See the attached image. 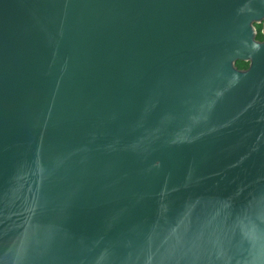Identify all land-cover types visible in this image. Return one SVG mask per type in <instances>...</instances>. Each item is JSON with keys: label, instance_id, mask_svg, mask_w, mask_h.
<instances>
[{"label": "water", "instance_id": "95a60500", "mask_svg": "<svg viewBox=\"0 0 264 264\" xmlns=\"http://www.w3.org/2000/svg\"><path fill=\"white\" fill-rule=\"evenodd\" d=\"M0 264H264V0H0Z\"/></svg>", "mask_w": 264, "mask_h": 264}, {"label": "flooded vegetation", "instance_id": "af4514ba", "mask_svg": "<svg viewBox=\"0 0 264 264\" xmlns=\"http://www.w3.org/2000/svg\"><path fill=\"white\" fill-rule=\"evenodd\" d=\"M253 28L255 29V32H256V39L258 40V41H261L262 40V36L260 35V29H261V26L260 25H253ZM246 65L247 64H245V67L244 68H246Z\"/></svg>", "mask_w": 264, "mask_h": 264}, {"label": "trees", "instance_id": "16d2710c", "mask_svg": "<svg viewBox=\"0 0 264 264\" xmlns=\"http://www.w3.org/2000/svg\"><path fill=\"white\" fill-rule=\"evenodd\" d=\"M235 65H236L237 68H244V67H245V63H242V62H240V61H237V62L235 63Z\"/></svg>", "mask_w": 264, "mask_h": 264}]
</instances>
